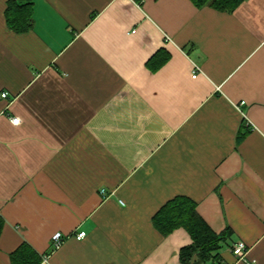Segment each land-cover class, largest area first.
Returning a JSON list of instances; mask_svg holds the SVG:
<instances>
[{"label":"crops","instance_id":"1","mask_svg":"<svg viewBox=\"0 0 264 264\" xmlns=\"http://www.w3.org/2000/svg\"><path fill=\"white\" fill-rule=\"evenodd\" d=\"M178 196L264 264V0H0V264H182Z\"/></svg>","mask_w":264,"mask_h":264},{"label":"trees","instance_id":"2","mask_svg":"<svg viewBox=\"0 0 264 264\" xmlns=\"http://www.w3.org/2000/svg\"><path fill=\"white\" fill-rule=\"evenodd\" d=\"M197 6L211 4L215 8L232 10L241 0H192ZM20 12V6H15ZM11 4L8 6L7 21L10 29L22 32L28 28L26 22L20 17L9 12ZM13 15V17H10ZM243 137L239 134L238 141ZM154 227L164 236L170 234L176 228L185 229L190 235V244L183 246L179 250V259L182 264H208L212 260L220 259V250L228 239L232 236L231 229L227 228L219 233L211 229L204 219L196 211L194 201L187 197L178 196L165 203L153 216ZM3 219L0 217V232ZM27 245L21 244L11 253L13 264H35L36 254L28 249V254L24 251Z\"/></svg>","mask_w":264,"mask_h":264},{"label":"built area","instance_id":"3","mask_svg":"<svg viewBox=\"0 0 264 264\" xmlns=\"http://www.w3.org/2000/svg\"><path fill=\"white\" fill-rule=\"evenodd\" d=\"M199 73H200V68L196 64H193L191 77L196 78ZM1 97L6 98L7 93L3 92L1 94ZM11 120L13 124L20 123V119L18 117H12ZM84 236H85L84 232H79L76 235V238L79 240V239H82ZM61 243H62V235L60 233L54 234L51 240V249L58 248L61 245ZM231 251L238 261H243L247 264H255L254 260L250 261L248 259V249H247L246 244L242 240H238L235 243H233L231 247ZM39 264H50L48 260V254H45L42 256L41 262ZM223 264H227V263H223Z\"/></svg>","mask_w":264,"mask_h":264}]
</instances>
